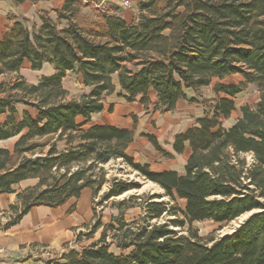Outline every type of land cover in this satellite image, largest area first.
Segmentation results:
<instances>
[{
  "label": "trees",
  "instance_id": "obj_1",
  "mask_svg": "<svg viewBox=\"0 0 264 264\" xmlns=\"http://www.w3.org/2000/svg\"><path fill=\"white\" fill-rule=\"evenodd\" d=\"M85 6L83 0H64L56 21L43 14L39 26L28 28L14 20L0 37V78L15 75L10 83L0 81V115H6L0 141L17 136L12 151L0 148V194L36 180L17 194L19 205L9 207L4 228L32 207H59L85 188L95 197L108 184L102 201L111 200L118 215L102 225L94 213L89 233L101 228L99 239L79 251L65 246L59 260L48 264H264V0H138L130 24L113 5L97 10L89 23L81 18ZM24 62L33 71L48 63L54 73L29 84L18 76ZM67 73L89 91L69 98L61 84ZM234 75L243 80L217 83L213 97L201 102L195 126L174 137V153L190 149L182 173L153 172L126 153L135 116L130 129L91 123L117 87L118 97L143 104L153 91V110L166 113L179 101L197 102L187 91ZM250 84L257 101L241 107L225 128L223 121L235 111L233 98ZM16 104L34 114L24 111L17 120ZM142 136L164 158H173L153 135ZM116 159L162 193L113 201L140 188L107 181L102 166ZM131 209L138 214L127 221ZM250 212L220 237H201L192 226L229 223Z\"/></svg>",
  "mask_w": 264,
  "mask_h": 264
},
{
  "label": "crops",
  "instance_id": "obj_2",
  "mask_svg": "<svg viewBox=\"0 0 264 264\" xmlns=\"http://www.w3.org/2000/svg\"><path fill=\"white\" fill-rule=\"evenodd\" d=\"M137 1L130 0L131 7L127 9L113 5L117 9V14L127 24L132 23L138 15ZM63 3L64 0H0V37L12 25L14 20L22 21L28 28H31L32 25L39 26L41 24L40 16L43 14H46L51 20L56 21V11L62 7ZM25 67L30 69L29 63L24 62L19 73ZM44 69H48V71L40 74L37 78L38 80L42 76H49L54 73L52 65L48 63L44 64L37 71L40 72ZM68 74L62 78L61 84L70 93L71 90L64 84ZM75 88L78 89L80 95L89 91L79 80ZM190 92L193 91L186 92L187 97ZM118 94L119 89L117 87L113 94L104 98L103 110L91 116V123L94 125H110L130 129L133 126L132 117L135 116L134 138L126 153L136 163L148 165L149 169L153 172L176 171L182 173L190 149L186 146L182 154H176L172 150V143L177 134L195 126L196 120L203 114L201 104L179 101L172 112L159 113L153 110V105L156 101L153 91L148 93L146 104L137 101L127 102L123 98L118 97ZM186 102L196 106L197 109L186 105ZM24 111L31 115L34 114L33 110L26 106L21 108V112ZM5 117L6 115L4 114L0 115V122ZM224 121L223 126L225 128L229 127L230 124L224 125ZM142 135H153L161 150L173 155L172 161L179 160L180 158V165L178 167H163L161 169L156 167L150 158L154 156L157 158L161 157L162 153L155 150ZM136 140L139 141L141 150L136 147V149L132 148ZM59 145L62 146L61 150L63 145L59 143L58 147ZM144 151L148 153L146 154L148 158L145 157ZM32 185L34 184H32L31 180L22 181L13 186L15 190L13 193L0 194V264H43L42 258L48 255L49 252L60 256V252L62 251L60 249H64L66 243L70 244L74 242L76 236L82 234L84 224L92 217L89 207L92 192L90 189L85 188L80 192L77 199L71 198L59 207H32L17 222L4 228V224L10 220L11 213L9 207L11 205L18 207L19 205L17 194L24 188ZM83 198L85 199V203L82 205L83 209H81L79 203L83 202Z\"/></svg>",
  "mask_w": 264,
  "mask_h": 264
},
{
  "label": "rangeland",
  "instance_id": "obj_3",
  "mask_svg": "<svg viewBox=\"0 0 264 264\" xmlns=\"http://www.w3.org/2000/svg\"><path fill=\"white\" fill-rule=\"evenodd\" d=\"M83 3L87 6H85L82 9L81 18L86 19L87 22L89 23L96 20L95 15H97V12H96L97 10L102 12L108 9L109 6L118 5L116 0H83ZM47 71L48 69H44L43 71H40V72L32 71L29 68L25 67L20 71V73H18V76L23 78L27 83L32 84L38 80L37 78L40 76V74L46 73ZM14 77H15L14 74H11V75L8 74L7 76L1 77L0 81L1 82L8 81L10 83V80H13ZM242 80H243L242 77L239 75H234V76L225 78L224 80H221V81H219L218 79H213L208 87L203 88L198 92L188 93V98H194L196 99L197 103L201 104L202 101H207L213 97L212 89L217 83L223 82L226 84H231V83L238 84ZM64 84L71 90L70 93L68 92L70 98L78 97L80 95L78 93V89L75 88L77 85V81H76V76L74 74L69 73L67 79H65L64 81ZM258 96H259V93L257 91L256 86L252 84L247 85L240 94L236 95L233 98L234 105H235V111L231 114V117L228 120L224 121V125L231 124L235 120V118L239 116V110L241 107L246 106V105L250 107L253 106V104H255V102L257 101ZM187 102H190V101H187ZM187 102H186V105L193 106L191 105V103H187ZM23 107L24 105L22 104L15 105V109H16L15 118L17 120L20 118L22 114L21 108ZM193 107H195L194 109H197L196 106H193ZM16 139H17V136L12 137L8 140L0 141V148L12 151L13 144L16 141ZM139 144H140L139 141L136 140L132 148L134 149L138 148L141 150L140 148L141 146ZM61 147L62 146L59 145V149ZM144 153H145V157L148 158L146 156V154L148 153H146L145 151ZM150 159L153 161V164H155L156 167L160 169L163 167L165 168L175 167V166L178 167L181 163L180 158L179 160L172 161V158L167 159L162 156L161 157L159 156L157 158L156 156H154V157H151ZM102 167L104 169V172L106 173L105 177L107 181L113 178H117V179H122L128 182L136 183L140 186L139 189H135L127 193H124L122 196L115 198L113 201H118L131 194H148L149 195V194L162 193V190L156 184L143 178L137 171L133 170L128 165L121 162V160L119 159L111 160L107 164L103 165ZM31 181H32V184L36 183L35 182L36 180H31ZM107 186L108 184L104 185L101 191L95 197L90 198V202H89L90 211L92 213L91 219H93V215L95 213L96 217L100 219V222L102 225L109 223L112 217H115L118 215L117 210L111 204L112 203L111 200H109L108 202L102 201V195L107 190ZM162 200L167 201V198H162ZM176 202L178 206L180 207V209H183V206H184L183 200L177 199ZM84 203H85V199L83 198V202L79 203V207H81V209H83L82 205ZM137 214H138L137 209H131L125 213L124 218L127 221H130ZM247 216H248V213L244 214L242 218L239 217L229 223H223V224H216L210 221L193 222L192 226L198 230V235L201 237H206L210 234H213L214 237H220L223 234H229L233 230V228L239 225L244 219H246ZM91 219L88 220L86 224H84V228L82 229V234L77 235L74 242H71L70 244L66 243L65 246H67L68 249H75L76 251H79L81 247L87 246L89 245V243L97 241L99 239L101 228H99L96 232H93L91 235L89 233L90 228L93 223L92 222L93 220ZM65 250L67 249L65 248L60 249L61 252L60 251L58 252L63 253ZM110 251L115 254L119 253V251L114 246L110 248ZM58 258H59L58 254L49 252L48 255H45V257L42 258L43 264H48L50 263V261H53V262L58 261L59 260Z\"/></svg>",
  "mask_w": 264,
  "mask_h": 264
},
{
  "label": "built area",
  "instance_id": "obj_4",
  "mask_svg": "<svg viewBox=\"0 0 264 264\" xmlns=\"http://www.w3.org/2000/svg\"><path fill=\"white\" fill-rule=\"evenodd\" d=\"M116 2L119 5V7L123 8V9H127V8L131 7L130 0H116Z\"/></svg>",
  "mask_w": 264,
  "mask_h": 264
},
{
  "label": "water",
  "instance_id": "obj_5",
  "mask_svg": "<svg viewBox=\"0 0 264 264\" xmlns=\"http://www.w3.org/2000/svg\"><path fill=\"white\" fill-rule=\"evenodd\" d=\"M251 213H252V212L248 213V216H249ZM248 216H247V217H248ZM247 217H246V218H247ZM238 226H239V225H237L236 227H238ZM233 231H234V228H233V230H232L229 234H231ZM223 235H225V234H223ZM223 235H221V236H223Z\"/></svg>",
  "mask_w": 264,
  "mask_h": 264
},
{
  "label": "bare ground",
  "instance_id": "obj_6",
  "mask_svg": "<svg viewBox=\"0 0 264 264\" xmlns=\"http://www.w3.org/2000/svg\"><path fill=\"white\" fill-rule=\"evenodd\" d=\"M244 215H242L240 218H242Z\"/></svg>",
  "mask_w": 264,
  "mask_h": 264
}]
</instances>
